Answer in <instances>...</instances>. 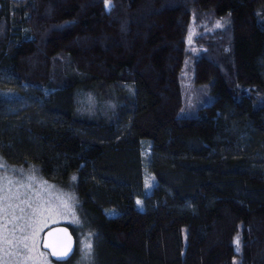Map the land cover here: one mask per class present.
<instances>
[{
    "label": "trees",
    "instance_id": "trees-1",
    "mask_svg": "<svg viewBox=\"0 0 264 264\" xmlns=\"http://www.w3.org/2000/svg\"><path fill=\"white\" fill-rule=\"evenodd\" d=\"M0 161L90 264H264V0H0Z\"/></svg>",
    "mask_w": 264,
    "mask_h": 264
},
{
    "label": "rangeland",
    "instance_id": "rangeland-1",
    "mask_svg": "<svg viewBox=\"0 0 264 264\" xmlns=\"http://www.w3.org/2000/svg\"><path fill=\"white\" fill-rule=\"evenodd\" d=\"M197 95V105L212 101L207 85L201 86ZM0 165V264H63L54 262L41 247L44 231L58 224H69L77 230V253L68 264H90L92 238L79 227L72 192L58 189L32 168L1 161ZM148 183H152L150 176ZM37 228L39 231L33 235ZM86 244H91L90 252Z\"/></svg>",
    "mask_w": 264,
    "mask_h": 264
},
{
    "label": "water",
    "instance_id": "water-1",
    "mask_svg": "<svg viewBox=\"0 0 264 264\" xmlns=\"http://www.w3.org/2000/svg\"><path fill=\"white\" fill-rule=\"evenodd\" d=\"M45 245H51V247H46ZM41 247L48 252L50 258L54 262L66 263L74 256L77 250V240L68 225L58 224L44 231ZM53 251H68V255L63 258H58L57 256L52 255Z\"/></svg>",
    "mask_w": 264,
    "mask_h": 264
},
{
    "label": "snow or ice",
    "instance_id": "snow-or-ice-1",
    "mask_svg": "<svg viewBox=\"0 0 264 264\" xmlns=\"http://www.w3.org/2000/svg\"><path fill=\"white\" fill-rule=\"evenodd\" d=\"M113 6H114V5H111V4L106 5V7L108 8V10H110L111 7H113ZM0 167H2V165H0ZM5 200H7V196H5ZM29 206H30V205H29ZM21 211H23V210L21 209ZM49 211H50V210H49ZM38 231H39V228L34 229V233H33V235H35ZM25 239H28V237H25ZM24 246L27 247L26 244H25ZM45 246H46V247H51V245H45ZM85 248L88 249L89 252H90V251H91V244H86V245H85ZM69 251H70V249H69ZM52 255L57 256L58 258H63V257H66V256L68 255V251H62V252H55V251H53V252H52Z\"/></svg>",
    "mask_w": 264,
    "mask_h": 264
}]
</instances>
